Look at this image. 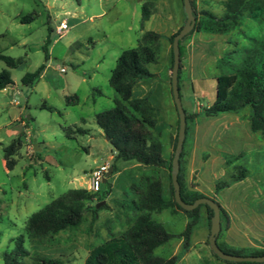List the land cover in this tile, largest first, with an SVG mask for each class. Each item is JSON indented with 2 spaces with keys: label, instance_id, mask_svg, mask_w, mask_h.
<instances>
[{
  "label": "rangeland",
  "instance_id": "1",
  "mask_svg": "<svg viewBox=\"0 0 264 264\" xmlns=\"http://www.w3.org/2000/svg\"><path fill=\"white\" fill-rule=\"evenodd\" d=\"M221 1L193 0L195 12L220 14ZM144 3L150 15L143 21ZM29 14L31 21L20 22ZM185 19L182 0H0V53L24 59L10 70L13 84L0 90V264H4L3 253L13 247L12 238L20 235L29 251L22 264H34L35 253L61 264H84L92 248L130 227L134 213L120 202L133 197L130 185L145 172L132 168L133 161L113 159L112 146L96 125L95 115L114 107L119 96L109 85V77L116 59L123 50L137 47L147 31L161 36L157 60L146 65L152 76L135 83L132 97L148 95L156 108L151 133L161 142L167 164L147 172L158 175L163 195L169 197L168 162L178 130L170 84V36ZM62 21L67 27L57 32ZM232 35L193 29L181 39L178 86L188 118L178 176L184 189L197 190L219 204L217 243L247 256L264 246V138L250 130L248 107L214 117L195 115L215 99L220 73L216 60ZM46 39L50 40L47 60ZM41 64L44 68L34 83L23 84V75ZM71 94L79 101L67 105L65 96ZM75 126L87 133L67 138L63 128ZM21 133V148L13 155L16 163L7 169L3 147ZM231 156L237 157L234 166L246 168L247 176L216 191V184L232 169L225 163ZM104 162L113 166V172L101 184L102 199L85 203L83 221L77 227L63 229L34 248L25 231L28 217L69 189H86L88 171ZM153 217L174 234H181L190 220L186 213L169 209ZM209 228L208 209L201 204L187 246L183 236L175 237L153 254L176 256L175 264H240L212 252Z\"/></svg>",
  "mask_w": 264,
  "mask_h": 264
},
{
  "label": "trees",
  "instance_id": "2",
  "mask_svg": "<svg viewBox=\"0 0 264 264\" xmlns=\"http://www.w3.org/2000/svg\"><path fill=\"white\" fill-rule=\"evenodd\" d=\"M190 2L195 16L194 30L211 34L231 32L234 34L227 40L228 48L216 60V67L220 73L216 76L215 99L211 105L204 107L195 115L214 117L220 113L238 112L248 107L250 130L260 132L264 138V0H222L223 9L220 14L210 10H202L196 14L193 0ZM149 15L150 12L144 3L142 20H147ZM32 19L33 15L29 14L22 16L20 22H29ZM173 35L170 36L171 42ZM160 37L157 32H145L137 47L125 49L120 53L111 71L109 85L119 98L115 99L114 107L95 115V123L108 137V142L114 151L113 159L134 160L153 167H165L167 164L161 154V142L151 133V129L156 125V108L148 96L132 97L135 83L142 78L152 76L146 65L156 62ZM49 43L50 40L46 39L43 46L45 60L49 57L47 50ZM179 49L182 59L181 39ZM0 62L5 65V68L0 70L1 90L13 84L10 70L21 66L24 59L0 53ZM43 68L44 64H41L33 72L25 73L21 82L25 85L34 83ZM78 101L76 94L65 96L67 105L77 104ZM43 107L52 109L46 105ZM63 131L67 138L87 133V129L80 126L65 127ZM21 136L22 133L3 147V158L7 169H12L16 163L13 155L21 148ZM235 159L236 156L225 158L226 165L232 169H229L225 180L216 184V191L247 176L245 167L233 165ZM170 168L171 161L168 162V169ZM177 179L183 201L192 202L204 196L197 190L184 189L179 176ZM130 193L133 197L120 202L122 207L134 213L130 227L121 235L110 237L92 248L84 264H175L176 256L169 258L155 256L153 250L170 239L180 236H183L184 247L187 246L199 205L192 210L182 209L174 201L171 179L169 197L165 198L161 180L155 172L142 173L131 183ZM125 195L128 196V191H125ZM94 199L97 201L102 199L101 189L99 192L91 193L85 188H72L32 213L26 221L25 231L34 248L44 239L52 237L63 229L77 227L83 221L87 208L85 203ZM206 207L210 224L212 211L207 205ZM91 209L94 210L95 206H91ZM165 209L173 213L180 210L190 217L181 234L166 231L164 226L153 217L154 213ZM12 242V249L3 253L4 264H22V259L29 255V251L24 247L23 235L12 238ZM218 246L224 252L240 255L238 249L225 248L220 244ZM263 254L264 246L251 255ZM33 260L34 264H61L59 260L36 253Z\"/></svg>",
  "mask_w": 264,
  "mask_h": 264
},
{
  "label": "water",
  "instance_id": "3",
  "mask_svg": "<svg viewBox=\"0 0 264 264\" xmlns=\"http://www.w3.org/2000/svg\"><path fill=\"white\" fill-rule=\"evenodd\" d=\"M184 12L186 14V19L182 27L173 35L171 49H172V66H171V75H170V84H171V94L173 102L176 108L178 116V130L176 137V144L174 152L171 159V168H170V179L173 189L174 201L184 210H192L200 204L207 205L212 214L210 216V228L208 235V245L212 252L220 259L226 261L234 262H254V263H263V255H237L224 252L217 244L216 238L220 232V207L219 204L212 198L201 196L194 199L192 202H185L182 200L180 195V185L178 182V172H179V157L183 148V142L186 136V113L182 107L181 97L178 86V71L180 66V49H179V40L187 35L193 28L195 24V16L193 14V9L191 6L190 0H182ZM106 140L108 137L105 136ZM111 173V167L106 173V177ZM104 178L103 182L105 181ZM102 203V202H100ZM96 204V207L100 205Z\"/></svg>",
  "mask_w": 264,
  "mask_h": 264
},
{
  "label": "built area",
  "instance_id": "4",
  "mask_svg": "<svg viewBox=\"0 0 264 264\" xmlns=\"http://www.w3.org/2000/svg\"><path fill=\"white\" fill-rule=\"evenodd\" d=\"M66 22L62 21L56 28L57 32H61L62 29H65ZM61 71H65L64 68H60ZM110 168V164L108 162L101 163L91 168L87 173V187L86 189L91 193L99 192L101 189V184L106 177V173Z\"/></svg>",
  "mask_w": 264,
  "mask_h": 264
},
{
  "label": "crops",
  "instance_id": "5",
  "mask_svg": "<svg viewBox=\"0 0 264 264\" xmlns=\"http://www.w3.org/2000/svg\"><path fill=\"white\" fill-rule=\"evenodd\" d=\"M66 22V21H65ZM178 82H179V79H178ZM179 84V83H178ZM180 92V91H179ZM143 96H148V95H143ZM143 96H141V97H143ZM148 98H149V96H148ZM150 100V99H149ZM152 103V102H151ZM153 104V103H152ZM154 106V105H153ZM155 107V106H154ZM130 161H133L132 162V165H131V167L132 168H137V169H140V170H142V171H144L145 173H148L147 172V170L148 169H153V168H155V167H153V166H151V165H143V164H140V163H138V162H136V161H134V160H130ZM135 177H136V175H135ZM161 183H162V181H161ZM163 185V184H162ZM190 190H193V189H190Z\"/></svg>",
  "mask_w": 264,
  "mask_h": 264
}]
</instances>
